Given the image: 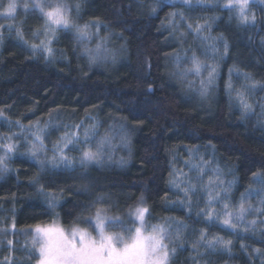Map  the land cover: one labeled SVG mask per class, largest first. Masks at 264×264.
Here are the masks:
<instances>
[{
  "label": "trees",
  "instance_id": "trees-1",
  "mask_svg": "<svg viewBox=\"0 0 264 264\" xmlns=\"http://www.w3.org/2000/svg\"><path fill=\"white\" fill-rule=\"evenodd\" d=\"M54 1L42 0L45 4ZM77 2L81 4L79 16L74 8ZM67 3L73 5L71 16L76 24L99 20L100 33L108 37L115 59L92 62L75 32L61 30L53 40L52 57L33 53L29 44L44 39L34 34L43 32L45 19L31 6L32 0H18L12 17H0V136L16 134L11 141H0V148L9 142L18 145L6 160L9 171L0 174V264L36 263L38 253L32 239L37 225L55 222L88 228L85 220L92 217L94 221L100 210L117 218L115 224L107 222L112 225L110 231H123L120 221L133 227L134 211L140 206L149 208L151 215L145 220L150 225L164 224L173 233L181 224L187 225L179 228V240H165L177 249L171 264H264V231L245 233L242 239L218 225L209 226L206 218L197 216L202 210L198 203L191 202L190 213L178 203L185 200L180 191L185 184L180 188L170 184L174 179L170 174L187 149L211 148L236 177L233 204L264 185V115L259 106L264 104V89L256 87L249 101L254 112L244 113L226 87L229 70L234 83L245 79L239 72L264 84V3L250 9L256 16L255 25L240 23L236 13L224 7L226 0L191 9L166 0L162 4L157 0ZM153 6L157 11L150 15ZM171 12H182L193 26L210 24V34L228 42L227 55L216 58L217 80L206 97L196 93L194 85L188 87V79L179 75L173 55L181 52L182 45L186 47L194 33L179 16L180 28L173 32L167 22ZM16 29L23 32L28 44L18 38ZM186 67L180 65L181 70ZM93 119L103 130L125 132L127 148L118 149L112 162L87 167L79 165L80 152L75 151L73 171L50 165L41 170L27 155L32 133L14 123L39 122L43 128L51 121L45 135L50 145L66 125ZM121 158L125 164L120 163ZM37 176L39 183H32ZM141 196L144 205L139 203ZM53 200L55 207L51 206ZM201 230L209 239L231 240V250H210L196 243Z\"/></svg>",
  "mask_w": 264,
  "mask_h": 264
},
{
  "label": "snow or ice",
  "instance_id": "snow-or-ice-1",
  "mask_svg": "<svg viewBox=\"0 0 264 264\" xmlns=\"http://www.w3.org/2000/svg\"><path fill=\"white\" fill-rule=\"evenodd\" d=\"M158 3H163V0H157ZM170 3H178L185 8H193L196 5L202 7H208L209 5L204 2V0H196V4H193V0H169ZM250 0H226L224 4L225 8L230 11H234L237 15V19L242 24L255 25L256 16L254 13L250 14L249 9ZM34 9H38L42 17L45 19V24L43 32L37 30L34 34L35 38H39L40 35L44 36V39L39 41V44L32 43L29 47L33 53L43 52L46 53V59L53 56L52 43L56 39L57 30L65 32H75L76 39L90 40L91 34L89 32L90 27H95L99 29V20L90 21L84 25L76 24L71 16L73 5L67 3V0H56L54 3L45 4L42 0H32V5ZM215 6V5H213ZM25 9L29 7L27 3L23 5ZM76 15L79 16L81 4L79 2L74 5ZM17 9V0H9L6 8L4 9V15L7 17H12L13 13ZM156 7L151 8L150 15L156 14ZM179 16L180 21L186 24L189 32L194 33L196 38L201 41H207V47L205 48L204 55L207 56L209 52L213 54L220 52V48L217 46V41L222 43L223 52L221 53V59L227 55L228 52V42L223 37H210L204 35L205 27L210 28L211 25H201L197 23L193 26L185 18L182 12H171L168 14L167 22L172 28L173 32L180 28V21H176V17ZM213 20L216 18H212ZM174 21H176L174 23ZM9 31L12 30L9 26ZM17 36L19 39L24 40L23 32L20 29H16ZM184 33L181 32L180 36L183 37ZM3 41V35L0 34V42ZM25 44L28 41L24 40ZM101 49V44H97L95 53H99ZM89 55V59L95 62L98 59V55L93 54V50L85 49ZM107 52V49H105ZM115 59V57H113ZM173 59L176 63L179 75L186 77L189 73H194L196 76L201 77L199 82V94L201 97H206L209 93V89L215 85L218 76V65L211 64L207 65L196 56L195 52L191 56H188L187 51L181 56L179 53L173 55ZM187 59L190 61L192 67L180 69L181 62ZM148 67H151L150 62ZM202 71H207V77H202ZM232 70H229V81L226 87L229 92L233 91L231 84ZM237 75H243L245 80L251 81L248 85L249 88L255 90L256 87L264 89V84L255 81L247 73H239ZM193 83L189 81V87H192ZM149 92L152 91L151 88L148 89ZM236 99L241 105L244 113L254 112L252 103L248 102V97L244 92L237 91ZM259 104V102H257ZM261 107V115H264V104H259ZM3 112L0 111V116ZM17 127L21 128L23 131L32 133V139L29 143L27 149V155H29L41 170L44 169L45 165H50L53 169L63 166L65 170L73 171L75 169L74 158L69 155L73 151H79V165L82 167H87L91 164L102 165L104 163V151L102 145L107 140V137L102 139L99 144L93 149L92 143L90 142V137L96 134V125H85L84 121L78 124H73L70 127L65 126V131L61 135L57 142L52 144V155L48 157L47 153L49 151L47 145L44 142V133L48 128L51 121L45 124L41 128L40 123L36 122L34 125L29 124L27 126L23 125L20 121L14 122ZM33 128L36 130L33 132ZM82 128V131H81ZM13 133L11 136H0V141H11ZM125 143H128L127 139L124 138ZM18 149V145L11 142L3 144L0 151L3 152L0 155V174L7 171L8 165L6 160L10 159L13 153ZM190 154L198 152V149H189ZM108 160L112 157L109 155ZM199 163H190V170H195L197 175L195 179L197 181H203L205 174V169L210 170L213 173V177H210L208 183L205 185L201 183V188L208 194V199L206 201L205 209L197 212V216L206 218V223L209 226L218 225L222 229L229 230L232 234L244 238V234L248 232H254L258 226L257 219L247 220L246 217L249 213L259 214V225H264V199H261L260 204L262 207H252L250 204L245 207V196H251L253 194L259 195L260 193H253L252 191L247 192L241 197L238 207L235 211L230 209V190L233 186L234 181H229L226 187H221L224 185V181L221 178L223 175L222 170L217 165L212 167L211 161H205L201 156L199 157ZM121 164H125L126 161L121 158ZM170 175L172 176H185V180L178 181L177 179H171L170 184L175 188H180L182 183L187 186L180 188L185 196L184 201H178L182 207H187L189 213L191 212V196L190 193H195L197 191L196 185L192 183V178L187 177V174L174 171ZM40 177L37 176L32 183H39ZM218 182V183H217ZM43 192V189H39ZM264 191V190H262ZM221 192H223V198H221ZM47 195V193H44ZM167 199V195H165ZM140 205H144V197H140ZM213 203H219L221 205V210L217 212L213 207ZM51 206L55 207V200L51 202ZM149 208L146 206L136 207L134 211V216L137 221H139V226H135V221H133V227H127L123 225L120 221L123 231H110L107 222L112 221L113 224L117 222V218L108 217L102 214L98 210L94 217V227L93 231L90 232L87 229H82L76 226L71 227L69 230H65L57 223H53L47 226H35L34 235L32 239V247L35 250L38 259V264H171V258L176 254V247H169L168 243L172 241L173 237L179 240L180 231L179 228H186L187 225L181 224L177 231L173 233L164 224L150 225L146 222L145 217L150 216ZM90 226L93 225V218L89 217L85 220ZM13 229L15 225H12ZM95 232V235L93 234ZM202 246L215 250L217 247H222L225 250L230 251L232 241L225 240L223 237H213L209 239L207 233L203 230L200 232V239L196 242ZM241 247H245L241 245ZM195 250V249H194ZM259 253V249L254 250Z\"/></svg>",
  "mask_w": 264,
  "mask_h": 264
},
{
  "label": "rangeland",
  "instance_id": "rangeland-1",
  "mask_svg": "<svg viewBox=\"0 0 264 264\" xmlns=\"http://www.w3.org/2000/svg\"><path fill=\"white\" fill-rule=\"evenodd\" d=\"M169 1V0H166ZM9 0H0V17L5 16L4 15V9L6 8L7 4H8ZM56 2V1H54ZM53 2V3H54ZM204 2L206 4H211L213 2V0H204ZM18 3V0H17ZM257 3H264V0H250L249 3V9H251V7L255 6V4ZM193 4H196V0H193ZM18 7V4H17ZM17 10V9H16ZM15 13H13L14 15ZM12 15V16H13ZM7 17V16H6ZM10 18V17H9ZM208 23H203L201 25H207ZM170 27V26H169ZM210 28L205 27V31H204V35L213 37L210 32L207 30ZM177 31V30H176ZM89 32L91 34V39L90 40H83L82 45L85 49H89V50H93V54L94 55H98V59H96L95 61H106V60H111V58L113 57V51L112 49L109 47V39L108 37L103 36L100 33V28L97 29L95 27H90L89 28ZM192 40V41H191ZM190 40L189 43L186 44V47H184L183 45L181 46V52L179 53L181 56L184 55V52L187 51L188 56H191L193 54V52H195L196 56H198L200 58L201 61H203L205 64L207 65H211L214 64L216 62V58L221 57V53L223 52V45L222 43H220L219 41H217V46L220 48V52L215 53V56L213 58V54L211 52H209V54L207 56L204 55L205 52V48L207 47L208 42L207 41H201L199 39L196 38L195 34L192 37V39ZM193 41L196 42V46H193L192 43ZM97 44H101V49L99 53H95V49L97 47ZM183 44V42H182ZM196 47H198L200 49V51L198 52V48L196 49ZM105 49H107V52L105 51ZM181 64L187 66L186 68H191L192 65L190 63V61H188L187 59H184ZM202 77H207V71H202ZM186 78L188 79V83L187 86L189 87V81H191L193 83V85L196 87V93H199V82L201 77L196 76L194 73H189ZM186 82V81H185ZM251 83V81H248L243 79V77L238 78V81H236V83L231 81L232 84V89H233V94H232V99H234V102L239 103L236 99V92L240 91V92H244L246 94V96L248 97V102L252 99L253 96V92L254 90H252L251 88L248 87V85ZM95 124L96 125V134L94 136L90 137V142L92 143L93 149L95 150V147L99 144V142L104 139L105 137H107V140L105 141V143L102 145L103 147V151H104V164L112 162L114 159L112 158L111 160H108L107 157L109 155H111V157H113V155L115 153H117L118 149H126V143L124 138L127 139V135L125 132H123L122 130L118 129L119 131H115L111 128H108L106 130H103L100 125L98 124L97 121H95L94 119L91 120V122H87L85 123V125H92ZM71 125H69L70 127ZM36 130V129H35ZM34 130V131H35ZM33 131V132H34ZM65 129L57 134V137L52 139L50 145L46 142V140L44 139L45 144L47 145L48 149H49V153H47L48 157H51L52 155V144L57 142L59 137L61 135H63ZM82 131V128H81ZM47 132V130H46ZM46 132L44 133V137L46 135ZM128 141V139H127ZM198 149V152H194L192 154H190L189 149H187L186 151V156L185 157H181L178 159L175 167H174V171H178L181 173H185L187 174V177H191L192 178V183L196 185L197 191L195 193H190L191 196V202H195L198 203L199 208L204 210L205 209V205H206V201L208 199V194L206 191H203L201 188V183L203 184H207L208 180L210 177H213V173L208 170L205 169V174L203 177V181H197L195 179L197 173L195 170H190V163H199V157H203L205 161H211L212 162V167H216L217 165L219 166V168L222 170L223 175H222V179L224 181V185H222L221 187H226L229 181H234L233 186L230 190V202H229V207L230 209H232L233 211H235L236 207H238L241 197L239 198V200L237 201L236 204H233L232 202V196L234 195L235 192V185H236V177L233 173V170L231 168H228L226 166H224L219 159L217 158V156L214 153V150L211 148H204V149ZM74 153L75 151L69 153L70 156H72L74 158ZM63 167V166H60ZM174 179H177L178 181L180 180H185V176H174ZM218 183V182H217ZM185 184V183H184ZM187 185L185 184V187ZM184 188V187H182ZM264 185H258L255 188L251 189L250 191H252L253 193H257L259 192V195H251V196H245V207H248V205L250 204L252 207L256 208V207H262V205L260 204L261 199H264ZM246 194V193H245ZM243 194V196L245 195ZM221 198H223V192H221ZM193 202V203H194ZM212 207L219 212L221 210V205L219 203H213ZM135 218V216H134ZM247 220H253V219H257L258 221V226L256 228V230H262L264 231V225H259V214L258 213H249L246 217ZM136 225L135 226H139V221L136 220ZM58 224V223H57ZM60 225V224H59ZM61 227H63L66 231L69 230L71 227H65L60 225ZM79 228H82L80 226H76ZM93 227H94V221H93V225L88 227V228H82V229H87L88 231L92 232L93 231ZM93 234L95 235V232H93ZM33 235H34V231H33ZM35 264H38V260L36 261Z\"/></svg>",
  "mask_w": 264,
  "mask_h": 264
}]
</instances>
